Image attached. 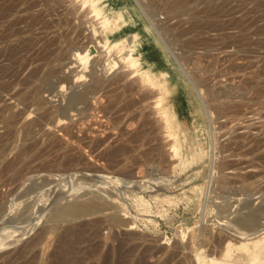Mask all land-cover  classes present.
<instances>
[{"label":"rangeland","instance_id":"obj_1","mask_svg":"<svg viewBox=\"0 0 264 264\" xmlns=\"http://www.w3.org/2000/svg\"><path fill=\"white\" fill-rule=\"evenodd\" d=\"M82 1L16 0L15 13L7 19L10 23L22 16L24 21L17 23L15 28L26 29L31 22L30 16L37 15L40 21L31 28L32 34L41 37L36 48L42 46L43 40L50 38L53 31L67 32L69 36L63 40L62 46H65L63 51L69 52V55L65 52L64 60L66 56L72 60L75 48L86 42L91 54L88 61L91 65L87 63L89 70L95 63L99 74L107 82L117 78L121 87L132 85L136 88L137 93L131 95L133 99L141 101V111L148 117V125L151 124L144 126L143 130L155 129L162 160H140L135 163L132 161L133 156H123L119 162H114L110 157L98 159L97 155L107 151L109 145L116 146L121 140L124 141V135L137 128L134 122L115 124L114 111L108 114L110 112L105 109L106 114L104 108L107 98L100 96L96 101L90 100V109L84 113V119H79L76 111H71L68 118L71 113L73 115L63 120L62 124L67 121L77 124L73 125L75 139L70 140L58 130L59 127L47 128L51 136L61 140L64 148L67 146L78 152L81 160H72L65 168L58 170L56 164L64 149L53 153L46 150L40 156L36 155L39 149H31L27 157L14 161L16 153L34 140L33 136L25 137L20 131L26 121L36 117L34 114L37 112L34 113L36 110L33 106H28L29 102L11 99L12 91L2 92L3 100L13 104V112H20L21 108L27 106L29 108L23 115L19 114L17 120L21 118L13 132L9 133L3 127L4 123H0V137L3 138L0 143V154H3L0 170L12 162L8 170L0 172V229L9 232V237L5 239L9 244L0 251V264H51L62 238L69 237L70 228L75 231L88 229V233H93L86 242L77 246V255L81 257L82 264H100L102 256L122 241L136 247L128 264H134L143 252H146L144 264H163L176 251V258L164 264H189L186 257L190 253L193 232L203 228L209 237H217L225 232L218 225L223 222L216 208L221 201L219 197L225 196L233 203L231 217L247 213L248 209L241 208L242 204L249 203L251 209H255L264 201V195H260L264 192V0H99L98 5L103 11L100 18L94 17L89 6L83 5ZM139 4H143V7ZM120 14L122 19H119ZM151 16L160 22L161 37L151 25ZM103 17L109 18L114 28L113 31L102 33L109 39V47L124 39L131 40L133 55L139 59V70L128 68L122 63L113 70L108 69L114 54L108 55V48L99 45L93 34L94 27L102 31ZM59 19H63L62 28H50L49 25L48 33L47 29H43L44 23L55 26ZM9 41L13 43L14 39ZM168 46L173 48L178 59ZM36 48L34 54L32 51L25 53L30 63L35 61L29 65V69L43 62L42 50ZM57 54L55 47H51L50 56L46 54L51 66L57 64L54 62ZM69 57L63 61V69L57 70L55 76L69 79L75 86V70L83 65L77 68L76 62L67 64ZM145 70L164 82L163 91L142 78L140 72ZM163 74L166 76L162 77ZM87 75L83 83L91 85L94 73L90 70ZM63 84L66 86L65 97L56 95L55 91L52 96L48 92L43 94L52 104L48 103V106H66L71 91L67 88V82ZM213 94L218 96L217 102L225 103V106L233 105L234 108L222 114L216 108ZM159 97L174 116L179 147L177 157L170 151L173 139L166 136L163 117L155 106V100ZM79 105H76L77 109L82 107ZM84 137L86 140L83 142L78 140ZM95 141L103 142L95 147ZM40 147L43 150L44 146ZM140 150L133 154L137 156ZM44 154L48 155L45 157ZM224 163L232 167L222 171L219 165ZM100 175L105 178L118 177L122 183L114 188L109 182H102ZM240 176L248 180L237 182ZM150 177L163 179V185L153 187ZM225 177L235 182L220 189L217 181ZM142 182L148 186L147 191L139 189L138 184ZM31 184L37 188L29 194L25 193ZM70 191L75 192L74 197L68 198L70 201H81L91 194L106 197L115 192L113 195H116H112L116 202L112 204L115 208L57 225H52L49 216H45L33 228L23 226V229H14V226L19 225L16 224L19 220L21 222L24 216L40 204L42 206L50 197L53 198L58 192L68 195ZM60 202L65 204V200ZM114 211L125 214L135 222L132 228L122 227L110 219ZM261 221L264 222L263 219ZM41 231H44L41 242L29 247L28 244ZM201 240H197V243H201ZM201 245L204 247V244Z\"/></svg>","mask_w":264,"mask_h":264},{"label":"bare ground","instance_id":"obj_2","mask_svg":"<svg viewBox=\"0 0 264 264\" xmlns=\"http://www.w3.org/2000/svg\"><path fill=\"white\" fill-rule=\"evenodd\" d=\"M15 1L16 0H0V27H1L0 29V123H4V125L2 124L3 127H5L10 133L11 131L13 132V130H15V124L17 123L19 118H21L19 117L17 120V117L19 116V114L21 116L24 113H26L30 106H33L35 108L36 111H34V113L37 112V114H34L36 115L35 118L32 117L33 119L26 121L24 123L23 128L20 131L24 133L25 137L33 136L34 140L32 141L31 144L19 150V152L16 153L13 160L19 161L23 159L31 149L40 150L41 149L40 146H44V148L43 150L41 149L40 151L38 150L36 152L37 156L41 153L43 154V152L46 150H48L49 152L50 151L52 152V151H57L59 149H64L61 159L56 164L58 167V170L65 168L69 163L72 162V160H75V159L81 160L82 157L78 154V152H75L74 149L73 150L68 149L69 147L66 148L67 146H65L64 148L61 140L55 136H51L47 132V128L48 127H55V128L59 127L58 130L62 131V133L65 136H67L70 140L73 138L75 139L76 137L75 136L76 133L74 134L75 126L73 125H77V124L73 123L72 120L71 121L73 124L69 123L68 121L67 123L64 122V124H62L63 120L69 119L71 115H73L71 113V115L68 118V115L70 114L71 111H76V115L78 116V118L84 119L85 117L84 113L90 109V100L94 99L96 101L97 99H99L100 96L107 98L106 100L107 104L104 110L107 109V111L110 112L108 114H111V112L114 111L115 124H119L122 122L130 124L134 122L137 124V128L129 132L128 134H126V136L124 135L125 134L124 133L123 135L124 137H126L124 138V141L121 140V142H119L114 147H111L112 145L111 146L109 145V149H107V151L103 152L102 154L97 155L98 159L99 158L103 159L104 157H110L114 162H117V161L119 162L120 158L123 156H127V157L133 156L132 161L135 163L140 160H143V161H151L154 159L162 160L161 159L162 152L161 150H159L161 146L157 144V141H158L157 138L155 139L156 137L155 129L143 130L144 126H147L149 122L147 119L148 117L145 116L141 111L142 110L141 104H140L141 101L137 99H133V95L137 93L135 91L136 88L134 89L132 85L130 86L128 85L127 87L126 86L121 87L120 80L117 78H113L111 81L107 82L103 78V76L99 74L94 62H93L94 64L91 66V69H90L94 73V77H93L94 80L91 85H85L83 81L86 80V77L88 76L87 72L90 71L89 70L90 66L87 63L90 62L89 59L91 58V54L89 53V50H88V44L86 42L85 43L82 42L78 46L77 44H75L77 47L71 46V47H76L75 48L76 50L72 52V57H73L72 60L68 56L70 60L68 61L67 64L76 62L78 63V66H76L77 68L83 65L82 68H80L79 70H75L76 72L74 71L75 72L74 77H76L75 81L77 82L75 83V86L73 83H71L72 82L71 80L68 81L69 79L68 80L66 78L63 79L62 77L57 78L55 76L57 74L56 73L57 70L61 68L63 69V61H66L68 59L67 56H66V60L63 59L64 57L63 54L67 51L65 50L63 51V48L65 46L64 47L62 46L63 40L67 39V37L69 36L68 33L67 32L63 33L64 31L55 33V31H53L54 34L50 38L43 40L42 46H39L38 48H36V44L41 40V37L35 34H32L31 28L34 26V23H38L40 21L39 20L40 18L37 15L36 16L31 15L30 16L31 22H29L26 29L15 28L17 23H19L20 21H24L22 16L21 17L18 16L12 22L11 21L10 23L8 22L7 18L13 13H15V6H16ZM98 3H99V0H83L82 1L83 5L89 6L90 11L93 13L94 17L100 18V16L103 15V11H102V8L98 5ZM139 3H142V2H139ZM139 5L141 7L143 4L142 5L139 4ZM146 15H148V13H146ZM122 17H123L122 14H120L119 19H122ZM101 23H102L101 25L102 28L101 27L100 28L102 29V31H99L96 27H94L93 34H94V38L97 40L99 45H101L103 48L104 47L108 48V55L111 54L112 52L114 54V58L112 60H110L107 57V59L110 60L108 65L111 64L108 69L113 70V68L118 67L119 63H122L128 68H134V69L139 70L138 69L139 59L133 55L134 46L131 45L132 43L131 40L124 39L122 41L116 42L113 46L109 47L108 45L109 39L102 36V33L103 31H113L114 30L113 24H112V21L106 17H103V20L101 21ZM49 25H50V28H53V27H57V29L62 28L63 19H59V21L56 22V24H54L55 26H53L52 24H48V23L45 25L44 23L43 29H47L46 30L47 33H48ZM151 25L155 29L157 35L158 36L160 35L161 37V32H160L161 28H160L159 20L154 19L152 17ZM24 32H26V35H24ZM10 39H14V42L13 43L10 42L9 41ZM91 41L92 40H89V42ZM51 47H55V51L58 52L57 56L55 57V61H54L55 63H57L55 66L50 65L49 57L46 58V54H48L47 56H50ZM35 48L37 50L38 49L42 50L43 55H41V57L43 56L42 57L43 62L37 65H34L33 67L29 69L30 67L29 65L33 64L35 61H33V63L32 62L30 63L29 61L30 59L27 58L25 53L32 51L34 54L33 50ZM71 49H74V48H71ZM169 49L171 53L175 55L173 48H169ZM67 53H68L67 55H69V52ZM33 54L31 55L33 56ZM175 56L178 59L177 55ZM41 57H39V59L37 57V59L40 60ZM51 64H53V62ZM45 66H48L47 69H45ZM26 69H29V70L25 73L24 71ZM140 73L144 80H149L156 89L163 91L164 82H161L158 76L151 73L149 70H145ZM58 74H61V73H58ZM165 76H166L165 74L162 75V77H165ZM64 82L68 83L67 88L69 89V91H71V94L69 95L70 100H68V103L64 107H57L56 105L55 107L53 105L54 106L53 108V107L48 106L49 101L47 100L46 97H44L43 94L48 92V94L51 95L52 92L55 91L56 95L63 96V94H66L65 89H64L66 88V86L63 84ZM76 84H78V87H76ZM59 85H60V88L58 87ZM7 90L12 91L11 99L22 101V102L25 100L30 103V105H28L29 103L26 104L25 107L27 105L29 107L27 106L24 109L21 108L20 112H13L12 111L13 104L4 101L1 96L2 92L7 91ZM55 93H53L54 96H55ZM213 95L215 97V101L217 102V100L219 99L218 96H216L215 94ZM54 96L53 98H56ZM142 99L143 97L141 98V100ZM162 100L163 99L161 97L157 98L155 100L156 102L155 106L160 109L161 116L163 117V120H164L163 129H164L166 136L170 139H173V142L171 143L170 151L172 152L173 156L177 157L179 154L178 153L179 147H178V142H177V133L174 128V116L171 114L170 111H168L167 107L163 105ZM79 104L82 105V107L81 108L79 107V109H77L76 105H79ZM49 105H52V104L49 103ZM235 106L237 107V105ZM216 108L219 112H221L222 114H225L227 113L228 110L233 109L234 106L233 105L225 106V103L217 102ZM102 110H103V107H102ZM107 111H106V114H107ZM6 112H8V115H6ZM150 125L151 124H149L148 126ZM64 135L63 137H65ZM31 137H29L30 140H31ZM2 140L3 138L0 137V143L2 142ZM78 140L80 142H83L84 140H86V137L82 139H78ZM102 142L95 141L94 146L99 147L102 144ZM139 149H142V150L138 152L137 156L134 155L133 152L138 151ZM36 155L35 157H37ZM44 155L46 157L48 154L47 155L44 154ZM63 156L65 159V164H63ZM0 158H3V154H0ZM11 163L12 162L4 165L2 167V170H0V172H5L6 170H8L11 167ZM219 166H221L220 169L222 171L232 167V165H229L228 163L226 164L224 163ZM131 172L132 171L130 170L129 173ZM15 175H17V173H15ZM60 176L61 175L59 174L58 177ZM100 178L103 180L102 182L104 183L109 182L110 184H112L114 188H116L122 183V179L115 177V176L105 178V176L103 175V177L101 176ZM149 179H150V182L153 181V183L151 184L153 187L163 185L162 184L163 179L158 180V179H152L151 177ZM247 180L248 179L246 177L240 176L238 177L236 181L244 183ZM233 181L235 182V180H230L229 178L225 177V178L219 179L217 182H218L220 189H224L228 185L232 184ZM132 182L133 181L129 183H132ZM144 183L142 182L138 184V187H140L139 189L141 191L148 189V186L146 187ZM36 188H37L36 185L31 184L27 188V192L25 193L29 194V192L34 191ZM70 192L71 193L68 195H64V194L62 195L61 192H58V194L54 196L53 198L49 196L50 200H48L49 198H47L48 201L44 204H43L44 200L43 202L40 201L43 205L40 206L41 205L40 204L39 205L40 207L38 206V208L35 209L33 212H29L28 215L22 218L21 222L19 220V223H16L19 225L14 226V229L17 230L20 227L23 229V226L33 228L45 216L46 217L49 216L48 220L52 225H57L62 222L76 221V220L82 219L83 217L93 216L98 213H105V211L115 208L112 205L113 203H116L115 198L113 197L116 195V194L113 195L115 192L114 193L112 192L113 196L109 194L106 195L108 200L103 198L105 196L101 197V195L91 194L88 197L85 196L86 198L81 201L68 200L69 197H74L75 195L74 194L75 192L73 191H70ZM260 195H264V192H262ZM219 198L221 199V201L217 203L216 208L218 209V217L222 218L223 222L219 223L218 225L221 226L222 231H225L224 234H220L217 237H212V236L209 237V235H207V233L205 232V229L203 228L198 229L195 232H193V234L191 235V240H190L192 245L190 247V251H189L190 253L189 255H187L186 260L189 262V264H264V222L262 223L261 221L262 219L264 220V201L261 205H259L255 209H251L252 206L249 203L242 204L241 208L248 209L247 213L243 215L241 214V215H236L235 217L233 216L231 217L233 213L231 211V208L233 207V203H230L227 200L228 198H225V196L224 197L222 196ZM61 200H65V204H61L60 202ZM49 205H52V206L50 207ZM49 210H50V213L48 214ZM109 218L112 219L114 222L118 223L119 225H122V227L126 226L128 229L132 228L131 226H133L135 223L131 221L128 218V216H125V214H118L115 211ZM10 222H12V219H10ZM91 234L93 233H88V229L87 231L84 229L80 231H75L74 229L70 228L68 231L69 237L64 238V239L62 238L61 243L59 244V246L57 247V250L52 256L51 264H82L83 261L81 257H78L77 255L78 254L77 246L79 244H82L83 241L87 240L91 236ZM8 235H9V232H5L3 228L0 229V251L1 249L6 248L7 245L9 244V242L5 241ZM43 235H44V231H41L39 234L36 235L35 238L31 240L28 246L29 247L37 246L41 242ZM197 240H201V243H199L198 241L200 245H198ZM202 241L204 243H202ZM201 244H204V247ZM135 250H136V247L134 245H129L128 242L122 241L118 244L116 248L112 249L111 251H109L108 253L102 256V258L100 259L101 261L100 264H128V261H129L128 259L131 258ZM145 253L143 252L137 258L134 264H144ZM176 256H177V251L169 255V257L166 260H164L163 264L173 261L176 258Z\"/></svg>","mask_w":264,"mask_h":264}]
</instances>
